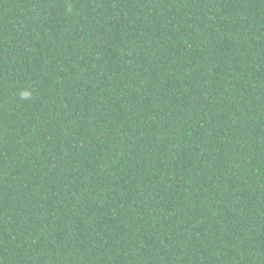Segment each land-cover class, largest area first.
Instances as JSON below:
<instances>
[{"label": "trees", "instance_id": "16d2710c", "mask_svg": "<svg viewBox=\"0 0 264 264\" xmlns=\"http://www.w3.org/2000/svg\"><path fill=\"white\" fill-rule=\"evenodd\" d=\"M0 264H264V0H0Z\"/></svg>", "mask_w": 264, "mask_h": 264}]
</instances>
